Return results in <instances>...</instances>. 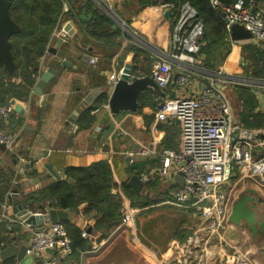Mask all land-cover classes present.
Listing matches in <instances>:
<instances>
[{"label":"crops","instance_id":"obj_1","mask_svg":"<svg viewBox=\"0 0 264 264\" xmlns=\"http://www.w3.org/2000/svg\"><path fill=\"white\" fill-rule=\"evenodd\" d=\"M92 1L95 8L100 7L104 11L105 8L101 7L103 1L110 8H119L122 16H124V13L127 16L126 21L119 17L120 20L125 22L126 30H124L116 21V17L115 19L108 11H104L114 22L113 29L118 28L122 32L120 48L114 56L109 57V50H104L105 46L97 45L96 43L99 42L92 39L86 31L83 33L86 27L84 22L92 20V13L83 12L86 15H92L90 20L83 19L81 14L79 19L76 18L77 20L72 17L65 19L62 26L58 28L59 33L57 32L53 36L49 47L56 49V55L47 54L46 57H43L40 67V76L50 67L55 69L57 74H53L45 83L42 94H37L33 90L28 101L14 99L17 103L23 105L25 114L21 115L16 111V115L4 125L10 132L17 135V140L15 153L10 152L5 145L0 143V165L12 164L14 176L19 177L18 174H20L22 176L21 180H24L46 173L45 164L51 163L56 171L59 173L64 172L62 178L64 180L65 169L68 167H85L98 161L108 160L112 165L115 177L116 186L113 188V192L117 191V193L122 194L121 185L122 183H127L126 179L131 176L129 170L130 166L136 163V154L138 156L144 155L145 159L152 162L153 167H147L137 174L142 175L143 181L152 180V182L145 185L139 193L142 194V191L147 187L156 188L160 181V183L169 185L172 189L170 199L166 197L167 199L165 198L159 203L160 205H166L170 200L172 202L176 185L172 184L171 181L162 179L158 174L157 171L161 162L158 155L142 154L141 148L145 146L156 151H160L163 148L178 150L180 148V139L179 137L176 139L175 136L179 133L181 138V123L178 124V120L173 119L158 122L155 118L154 101L153 106L145 105L142 113L125 111L113 114L111 110L101 109L99 112H95V109L96 107L102 108L104 103H109V97L113 90L111 83L112 73L123 69L127 63L135 65L133 62L134 54L133 52L129 53L130 46L136 45L135 36L145 40L156 49L168 50L173 27L171 17L165 12L157 11L154 5L141 8L135 13L133 10H135L134 7L136 8V5L133 4L134 7L128 4L126 6L123 5L126 0ZM114 25H116L115 28ZM247 42L250 41H238L233 44L230 53L222 66H220L224 71L231 74L249 75L245 72V68L242 65L243 45ZM88 56H97L99 60L95 64H89ZM198 56L203 58V60L205 59L202 53ZM51 59L52 61H49ZM64 60L69 64L63 66ZM180 71H182V68L177 65L174 69L176 76ZM201 81L202 79L200 78L195 82L190 93L198 92L200 89L199 82ZM97 87H103L104 92L88 107H92L90 113L91 116H95L96 121L88 127H81L79 118L88 111L87 108L78 115L73 127L68 129L67 123L76 107ZM145 90L154 91L155 93L158 91L152 87ZM231 91L228 92L230 100ZM186 93H188L187 90L183 91L174 83L170 86V96L173 98ZM257 97L259 99V109H263L264 97L263 95ZM134 118H137V124L143 128L147 127L148 129L151 127L152 137L150 136L147 142L142 139V141H138L135 144L133 138L128 137L131 139H127L120 134V130L127 133L125 131L128 129L127 125ZM145 118L148 123H145ZM158 123L159 125H157ZM165 142L168 147H166ZM137 144L141 146L140 150L137 153H132L133 149H137ZM130 154H132V158L128 163L126 158ZM12 157H14L13 161L11 160ZM33 161H35V167L27 169L26 165ZM22 169H25V175L21 174ZM235 177L237 185L234 189V196L236 200L246 193H253L252 190H255L256 193L264 198V185L258 179L240 175L237 170ZM54 181L57 180H47L42 185L40 184L39 187L30 186L25 191L34 192V190L46 187L50 182ZM250 183L254 185L251 186ZM7 193L3 202L7 198ZM147 197L149 198V196ZM3 202H1V209ZM49 206L47 204L46 207L30 210L32 212L46 211ZM84 208L85 204H82L77 209L78 212L77 210L69 211L68 218V220L79 225L84 232L88 233V236L83 235L84 237L92 240L93 247L80 254L79 261L82 264H176L175 253L171 248V243L176 240L184 242L198 222V216L194 210L179 208L182 212L195 217L196 221H189L190 218L187 219L185 215L182 221H135L133 226L124 225L120 221V224L113 228L106 239L103 238L98 241L99 233L94 230L96 221L91 219L88 213L83 212ZM9 213L12 217L19 218L12 211V202ZM0 221H4L0 224L7 223L12 229L13 226H19L23 231H26L25 228H27L25 225L10 222L9 219L2 220L0 217ZM244 229V227H238L231 222V226L225 233L228 243L212 246L214 254L212 256V264H235V260L230 256L233 251L232 248H229L230 244H237L241 252L250 251L249 259L255 261L253 264H264V253L260 252L258 248L256 249V244H254L256 243L254 240H258L256 238L261 237L264 240V232L248 234L247 230ZM23 234L24 232L13 230V234L8 237V239L13 238V240H10L9 243L7 242L8 246L16 245L20 247L24 244ZM169 252L173 253L172 257H167ZM260 253L263 256H260ZM65 259L60 257L59 264H67ZM16 260L18 259L15 257L6 263H12ZM24 262L25 264H32L33 259L28 257Z\"/></svg>","mask_w":264,"mask_h":264},{"label":"built area","instance_id":"obj_2","mask_svg":"<svg viewBox=\"0 0 264 264\" xmlns=\"http://www.w3.org/2000/svg\"><path fill=\"white\" fill-rule=\"evenodd\" d=\"M213 7L223 15L225 26L233 44L232 27L240 24L252 33L250 42L264 52V2L260 0H236L227 4L221 0H210ZM160 12L170 13L172 32L168 50L163 51L148 46L155 61L151 77L158 84L159 90L154 94L156 120L165 122L178 120L181 123L180 148L178 150L163 148L156 151L142 147V154L158 155L160 167L158 173L164 180L176 185L172 203L178 208L194 210L198 216L197 225L184 242L174 241L171 248L175 253L176 264H212V246L228 243L225 233L231 226L230 217L236 201L234 189L237 185L236 170L245 177H255L264 185V130L248 129L233 119V108L228 92L238 87L252 88L255 94L264 97V76L253 78L242 74L227 73L220 67L209 70L204 66L201 53L204 22L197 9L188 0L178 5L161 3L154 5ZM67 6H65V9ZM124 30V21H117ZM58 32L55 30L53 36ZM59 33V32H58ZM61 34V33H60ZM53 38V37H52ZM141 42L135 36L137 45ZM139 46V45H137ZM233 46V45H232ZM49 53V49L47 51ZM46 53V54H47ZM97 56H88V63L98 62ZM180 65L182 71L175 76L174 69ZM122 69L114 71L111 83L114 86ZM202 79L198 92L192 91L195 82ZM176 84L188 93L177 97L170 96V86ZM111 110L109 103L102 108ZM16 115V105L0 104V143L15 153L17 135L4 127ZM122 134L125 132L120 130ZM120 133V134H121ZM181 174L184 182H175V176ZM19 180L14 178L13 185ZM12 188L2 204L1 219L25 225L28 238L24 240L27 257L32 264H59V258H69L73 254L71 238L63 222L47 223L42 230H37L20 218L10 215L13 195ZM122 223L133 226L136 209L129 207L131 201L124 197ZM46 211L36 213L47 214ZM4 222V221H0ZM9 229V230H8ZM4 231V236L13 234L12 227ZM88 236L87 232L83 233ZM9 244L0 240V251ZM230 256L235 264H253L249 259L250 251L241 252L237 244H230ZM25 259V260H26ZM25 264L24 260L12 263ZM69 264H82L73 260Z\"/></svg>","mask_w":264,"mask_h":264},{"label":"trees","instance_id":"obj_3","mask_svg":"<svg viewBox=\"0 0 264 264\" xmlns=\"http://www.w3.org/2000/svg\"><path fill=\"white\" fill-rule=\"evenodd\" d=\"M182 0H126L125 6L136 5L135 13L141 8L149 5L170 3L178 5ZM197 9L204 22L202 55L205 56L204 66L209 70H217L222 66L224 60L232 49L233 42L229 38L222 13L211 4L210 0H188ZM231 4L236 0H221ZM264 2V0H260ZM68 4L69 10L64 11ZM83 12L92 13L93 18L84 22L86 27L83 30L92 37L97 45L105 46L109 50V57L115 55L120 48L122 32L120 29H113L114 22L102 9L95 8L92 0H13L10 7V15L18 25L19 31L14 33L10 42L11 52L15 64V72L10 73L3 63L0 64V104H8L12 100L28 101L38 83L41 72L43 57H46L55 30L62 26L68 17L79 19ZM76 19V20H77ZM81 21V20H80ZM82 22V21H81ZM107 47V48H106ZM133 52V62L136 65L134 75L141 77L151 75L155 58L151 50H142L136 45L130 46ZM249 51V53L246 52ZM47 53V54H46ZM242 65L245 72L253 78L264 76V52L256 44L247 42L243 45ZM249 55V58H247ZM255 61V71L246 69L249 60ZM218 61L217 65L216 62ZM247 70V71H246ZM176 76V74H174ZM244 110L240 115L241 124L248 129L261 128L264 130V109H259V99L252 88L238 87ZM150 91V98L146 99V90L139 97L138 113H142L145 105L153 106V93ZM150 100V103L147 101ZM152 101V102H151ZM97 106V105H96ZM87 112L79 118L81 127H88L96 121L95 116ZM97 108V107H96ZM168 140V139H167ZM166 147L168 144L165 142ZM14 157L11 158L13 161ZM2 163V162H1ZM11 163V162H10ZM12 164H1L0 166V217L2 213L1 202L5 194L13 185V178L21 180L22 176H14ZM153 167L148 159L133 163L130 166L129 174L141 173L145 168ZM116 186L114 171L108 160L95 162L85 167L71 166L65 169V179L62 181L50 182L46 187L33 191H20V200L26 203L29 209L36 210L39 207H46L49 204L53 208L75 211L80 205L85 204L83 212L88 213L90 218L95 220L94 230L99 233L98 241L106 239L108 234L123 219L124 197H129L131 204L135 207L145 208L150 203L148 197L137 192L128 183H122V194L113 192ZM72 241L73 254L66 258L67 264L73 260H80V254L93 247L92 240L83 236V229L76 223L66 220L63 222ZM9 224H0V240H7L9 243L13 238L4 236V231ZM13 230L23 232L19 226ZM27 237V233L23 234ZM169 252L167 257H172ZM10 263V262H9Z\"/></svg>","mask_w":264,"mask_h":264},{"label":"water","instance_id":"obj_4","mask_svg":"<svg viewBox=\"0 0 264 264\" xmlns=\"http://www.w3.org/2000/svg\"><path fill=\"white\" fill-rule=\"evenodd\" d=\"M12 2L13 0H0V64L3 63L10 73L15 71L10 38L14 33L19 31L18 25L13 21L10 15V7ZM166 14L169 16L170 13L167 12ZM81 17L85 20H90L92 15H86L82 13ZM115 27L116 25H114V28ZM231 36L232 40L236 42L248 41L252 39V33L240 24L233 25ZM49 54L55 56L56 49L53 47L49 48ZM49 61H52V59ZM67 64L69 63L64 60L63 66ZM135 68L136 65L130 63L125 64L120 78L113 86L112 93L109 97V105L113 114H119L120 112L125 111L137 112L141 93L149 87L159 90L158 84L150 75L141 77L135 76ZM53 74L56 75L57 71L52 67L48 68L47 71L40 76L34 92L37 94H42L45 83L51 78ZM102 92H104L103 87H97L82 100V102L78 105V107H76L75 111L69 118L67 123L68 129L73 127V125L76 123L78 115L83 112V110L87 109ZM11 103L16 105V111L18 113L21 115L25 114V109L21 103H17L15 100H12ZM177 123L179 124L180 122L177 121ZM136 146L137 149H133L132 153H137L140 150L141 146L139 144ZM131 158L132 154L127 156L126 161L129 163ZM34 167L35 161L26 165L27 169ZM45 168L47 169V172L38 177L17 181L12 188L13 195L9 197L10 202H12V211L14 215L25 221L26 224L33 226L37 230H42L47 223L54 224L58 222H64L69 218V211L59 208H51L47 214L32 212L27 207L26 203L19 199L21 195L20 191H25L30 186L39 187L40 184L42 185L44 182L50 179H55L57 181L62 180L64 172L59 173L56 171L51 163H46ZM25 172V169L21 170L22 175H25ZM126 181L129 186L133 187L138 192L141 191L145 185L152 182V180L143 181L142 175L140 174H133L129 176ZM175 181L179 184H182L184 179L182 175L179 174L175 177ZM252 192L256 193L255 190H252ZM250 206L252 208H250ZM230 221L238 227H242L244 223H248V227L252 228L255 234L258 231L256 224H259L261 227V232H264V198L261 196H259V198H255L253 196H245L244 198L239 197L234 203ZM26 252L27 247L25 244H22L20 247L16 245H10L0 251V264L6 263L15 257L18 260H25L27 257Z\"/></svg>","mask_w":264,"mask_h":264},{"label":"rangeland","instance_id":"obj_5","mask_svg":"<svg viewBox=\"0 0 264 264\" xmlns=\"http://www.w3.org/2000/svg\"><path fill=\"white\" fill-rule=\"evenodd\" d=\"M123 5H124V3H123ZM66 6H67V8L65 9V7H64L63 12H67L69 10L68 4ZM96 6L98 7V5H96ZM101 7H104L105 10L108 11V13L112 14L113 17L114 18L116 17L119 21H121L120 18H122L126 21L127 16L125 15V13L123 14L124 16H122L119 8H116V7L110 8L109 6L105 5V3L103 1H102ZM98 8H100V7H98ZM117 19H116V21H118ZM137 45H139L138 47L141 48L142 50H145V51L148 49V46H151L150 44H148L143 39H141V42H138V40H137ZM131 52L132 51H129V53H131ZM246 52L249 53L248 50H246ZM247 58H249V55ZM248 60L250 63H248V66L246 67V69H249L250 72L255 71V66L257 63H255V61L253 59H248ZM217 63H218V61L216 62V65H217ZM14 72H12V73H14ZM232 90L233 91H231V101H232V105H233V119H234V122L236 124H239V123H241L240 115H241L242 111L244 110V106H243L241 99H239V96H238L239 93H237V91H235L237 89H235V90L232 89ZM146 93H147L146 99L150 98V96H151L150 91H146ZM147 102L150 103V100ZM263 109H264V107H263ZM155 118H156V113H155ZM145 123H148L146 118H145ZM157 125H159V123ZM127 128L128 129L125 130L127 133H124V134L121 133L122 137L127 138V139L133 138V141L135 144L138 141H142V139H145L147 142L150 139V136L152 137L151 127L147 129V127L143 128L142 126L138 125L137 124V118H134L131 122H129L127 125ZM128 137H131V138H128ZM178 137L180 139L179 133L177 136H175V138L177 139ZM144 159H145L144 155L138 156V154H136V158H135L136 162L143 161ZM253 185L251 184V186H253ZM115 193H117V191H115ZM171 193H172V189L170 188V186L166 185V184H162V182L160 183V181L158 182V185L156 188L151 189V188L147 187L145 190H143L142 191L143 197H145L144 195L149 196L150 203L145 208H142L139 206L135 207L133 204H131L129 206V207H132L133 209L137 210L135 221H182L184 218V215L187 216V219L190 218L189 221H196L195 217L191 216V214L182 212L181 209H179L177 206L172 204L171 200L169 201L170 204L169 203L166 205H162V204L160 205L159 204L166 197H168L170 199ZM129 199L130 198L127 197V200H129ZM22 231H23V229H22ZM247 232H248V234H250L249 231H247ZM28 237L29 236L27 234V237H25L24 240H26ZM256 239H258V240H254L256 242V243H254V244H256L255 248L256 249L258 248L260 250V252L264 253V240L261 237L256 238ZM249 248H251V246H249ZM262 253H260V256L261 255L263 256ZM253 262H255V261H253ZM257 264H260V263H257Z\"/></svg>","mask_w":264,"mask_h":264},{"label":"flooded vegetation","instance_id":"obj_6","mask_svg":"<svg viewBox=\"0 0 264 264\" xmlns=\"http://www.w3.org/2000/svg\"><path fill=\"white\" fill-rule=\"evenodd\" d=\"M245 196H253V197H255V198H259L260 195H259L258 193H246V194H244V195L241 196V197L244 198ZM251 204H252V203H251ZM250 208H252V207L250 206ZM249 211H250V210H249ZM257 219H259V218H257ZM242 227H244L247 231H249V233H251V234L254 233V232H253V229L248 227V223H244ZM256 227H257V230H258L256 234H259V233L261 232V227H260L259 224H256Z\"/></svg>","mask_w":264,"mask_h":264}]
</instances>
